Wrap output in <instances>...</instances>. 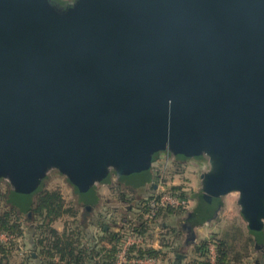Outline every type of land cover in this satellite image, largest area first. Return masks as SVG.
I'll list each match as a JSON object with an SVG mask.
<instances>
[{
	"label": "water",
	"instance_id": "water-1",
	"mask_svg": "<svg viewBox=\"0 0 264 264\" xmlns=\"http://www.w3.org/2000/svg\"><path fill=\"white\" fill-rule=\"evenodd\" d=\"M163 151L207 154L196 211L215 219L238 193L264 240V0H0V178L16 206L54 167L90 209L111 169L137 186Z\"/></svg>",
	"mask_w": 264,
	"mask_h": 264
},
{
	"label": "trees",
	"instance_id": "trees-1",
	"mask_svg": "<svg viewBox=\"0 0 264 264\" xmlns=\"http://www.w3.org/2000/svg\"><path fill=\"white\" fill-rule=\"evenodd\" d=\"M158 160L159 155H155L153 162ZM152 179L153 169L151 168L137 188ZM168 191L183 198L187 197L182 186H173ZM159 195L160 193L142 199L140 202L136 201L137 204L132 213L134 218L130 222L132 224L136 219L143 222H140V227L133 228L135 233L143 236L150 235L160 219L180 216L185 212V208L182 207L159 206L156 215L149 218L148 216L152 212L151 202L158 200ZM199 196L202 197V195ZM24 216L26 221L32 224L31 228L34 231L41 230L42 237L36 242L39 252H35L36 254L31 252L21 264H115L118 246L122 238L120 234L104 230V237L99 238L98 234L95 235L89 230V225L86 223L89 214L85 211V215H82L75 203L66 205L62 194L56 189L40 191L31 204L30 210L26 213H23L12 203L10 194H0V233L12 237L8 242L0 244V264H13L12 254L18 250L17 242L25 236L26 232ZM64 216L71 217L73 222H67L65 230L60 232L54 224L62 220ZM189 217L191 221L204 220L198 212L191 213ZM242 221V219H236L224 230L212 233L209 239L197 243L193 247V251L199 259H193L190 262H185V253L178 250V245H176V240L181 241L182 230L172 226L167 227V225L168 232L174 240L168 244V247L165 245L163 251L154 248H141L133 249L131 252L135 257L148 255L167 259L169 254L174 253V257L169 258L172 264H211L208 258V247L210 243H215L218 253L216 264H244L245 259L249 258L253 251H258L255 248L256 244H259L262 246L259 251L261 257L256 264H264V240L253 238ZM75 224V228L69 227V225L73 227Z\"/></svg>",
	"mask_w": 264,
	"mask_h": 264
},
{
	"label": "rangeland",
	"instance_id": "rangeland-1",
	"mask_svg": "<svg viewBox=\"0 0 264 264\" xmlns=\"http://www.w3.org/2000/svg\"><path fill=\"white\" fill-rule=\"evenodd\" d=\"M75 1L76 0H64L63 3L68 4L74 3ZM158 155L159 160L153 163L152 166L153 179L147 183L144 182L145 185L139 188L131 183L127 177H118L116 170L111 169L107 180L94 185L93 194L95 199L89 204L91 207L90 209H87V204L82 201L80 192L75 189L68 176L61 173L57 168H49L39 185V189L33 194L32 203L36 195L42 190H59L66 205L75 203L82 215H85V211L89 214L86 223L89 225V230L95 233V235L98 234L99 238L104 237V230L106 232H117V234L119 233L121 236V233H125V231L129 230L128 225L130 227V221L134 218L132 213L134 212V206L137 204L136 201L140 202V200L147 199L149 196L168 191L173 186H182L185 188L183 191L187 193L186 199L190 201L188 207L185 208V212L180 216L160 219L154 230L150 232L151 234H146L149 240L148 243L152 248L156 245L158 246L159 241L161 242L162 240L163 246L166 247L165 245H167L168 247V244L173 242V237L169 234V229L167 227L172 226L178 230L184 231L185 234L182 233L183 236L180 241L182 243L190 233H188L187 230L190 224L189 216L191 213H195L201 202V196H199L202 195L201 176L211 170L210 158L207 154H203L200 158L178 159L171 151H163ZM0 194H10L11 201L16 206L12 200L13 185L8 177L0 178ZM238 200V193H231L222 197L220 199L221 209L217 217L208 221L211 226L208 223L207 225L201 226L196 231L197 234L194 233L195 236L197 237L198 235L201 237L203 232L207 233L209 231V237L207 238L209 239L212 233L224 230L227 226L233 224L236 219L243 220ZM23 222L26 232L25 236L17 242L18 250H15L12 254L13 264H21L31 252H39L36 248V242L42 237L41 230L38 231V229H36L34 231V229L31 228L32 224L26 221L25 216ZM67 222L72 223V218L64 216L62 220L55 222L54 226L60 232H63ZM135 222L132 223L131 227L138 226L140 221L136 219ZM242 222L247 226L244 220ZM69 227L73 229L76 227V224L73 225V227L69 225ZM199 241L201 242V240ZM181 246L182 245H179V250H181ZM260 250L261 249H259V251ZM259 251H253L249 258L245 259L244 264H256L259 262L261 257ZM158 258L161 264H172L169 258ZM214 264H216V262Z\"/></svg>",
	"mask_w": 264,
	"mask_h": 264
},
{
	"label": "built area",
	"instance_id": "built-area-1",
	"mask_svg": "<svg viewBox=\"0 0 264 264\" xmlns=\"http://www.w3.org/2000/svg\"><path fill=\"white\" fill-rule=\"evenodd\" d=\"M189 204L190 201L188 199L170 193L169 191H163L160 193L158 200H153L151 202L152 212L148 217L153 218L156 215V210L159 206L187 208ZM131 225L132 224H130V227L128 225L129 230L125 231V233H121L122 238L118 246V254L116 257L115 264H161L159 258L151 257L148 255L135 257L132 254L131 251L133 249L152 248V246L148 243V236H143L141 234L135 233L133 228L136 226L131 227ZM11 238V236H7L4 233H0V244L8 242ZM208 251L209 261L211 264H214L218 257L216 244L210 243Z\"/></svg>",
	"mask_w": 264,
	"mask_h": 264
},
{
	"label": "crops",
	"instance_id": "crops-1",
	"mask_svg": "<svg viewBox=\"0 0 264 264\" xmlns=\"http://www.w3.org/2000/svg\"><path fill=\"white\" fill-rule=\"evenodd\" d=\"M62 1H64V0H62ZM183 190H185V188L183 187ZM220 209H221V205H220V207H219V211H220ZM195 212H197V211H195ZM209 220L208 219H206V218H204V220L203 221H191V219H189V227H187V230H188V233H189V235L187 236V238H185L184 239V242H180V241H178V240H176V245H178V250H179V245H182L180 248H181V250L180 251H183L185 254H184V259H185V262H190V261H192L193 259H199V258H197L196 257V255L194 254V246L198 243V242H200L199 240H204V239H207L208 237H209V231L206 233V232H203L202 233V236L201 237H199L198 235H197V237L196 236H194L193 237V233H196V231L201 227V226H204V225H207V223L209 224V222H208ZM141 223L143 222L142 220L140 221ZM138 223L139 225H138V227L141 225V223ZM136 223V222H135ZM210 225V224H209ZM211 226V225H210ZM182 232H183V234H185L184 233V231L182 230ZM197 234V233H196ZM183 236V235H182ZM150 237V236H149ZM182 238V237H181ZM174 240V239H173ZM180 243V244H179ZM155 245V244H154ZM154 249H157V250H161V251H163V249H164V246H163V244L162 243H160V241H159V244H158V246L156 245L155 247H153ZM262 249V248H261ZM258 250V249H257ZM259 251V250H258ZM168 257L171 259V258H173L174 257V253H171V254H169L168 255Z\"/></svg>",
	"mask_w": 264,
	"mask_h": 264
},
{
	"label": "flooded vegetation",
	"instance_id": "flooded-vegetation-1",
	"mask_svg": "<svg viewBox=\"0 0 264 264\" xmlns=\"http://www.w3.org/2000/svg\"><path fill=\"white\" fill-rule=\"evenodd\" d=\"M87 207V206H86Z\"/></svg>",
	"mask_w": 264,
	"mask_h": 264
}]
</instances>
